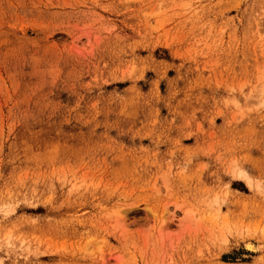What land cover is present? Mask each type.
I'll use <instances>...</instances> for the list:
<instances>
[{
	"label": "rangeland",
	"instance_id": "374dc122",
	"mask_svg": "<svg viewBox=\"0 0 264 264\" xmlns=\"http://www.w3.org/2000/svg\"><path fill=\"white\" fill-rule=\"evenodd\" d=\"M0 264H264V0H0Z\"/></svg>",
	"mask_w": 264,
	"mask_h": 264
},
{
	"label": "bare ground",
	"instance_id": "6f19581e",
	"mask_svg": "<svg viewBox=\"0 0 264 264\" xmlns=\"http://www.w3.org/2000/svg\"><path fill=\"white\" fill-rule=\"evenodd\" d=\"M238 176L241 178V179H244L246 180V182L250 185L252 184L253 182V179L252 177L248 174V172H246L245 170H240L238 171ZM246 247L249 248V249H252V250H257V245L252 242V241H248L246 243Z\"/></svg>",
	"mask_w": 264,
	"mask_h": 264
}]
</instances>
